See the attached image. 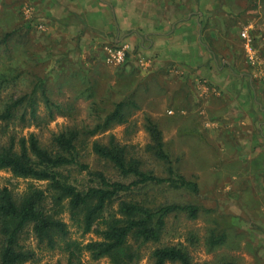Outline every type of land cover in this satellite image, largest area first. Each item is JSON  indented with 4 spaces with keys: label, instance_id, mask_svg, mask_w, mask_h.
Listing matches in <instances>:
<instances>
[{
    "label": "rangeland",
    "instance_id": "rangeland-1",
    "mask_svg": "<svg viewBox=\"0 0 264 264\" xmlns=\"http://www.w3.org/2000/svg\"><path fill=\"white\" fill-rule=\"evenodd\" d=\"M68 1L0 0V108L26 96L17 108L25 120H14L9 132L34 134L47 145L52 134L69 127L101 125L122 103L123 122L109 124L79 147L90 169L117 179L91 152L92 143L113 139L144 170L166 176L164 162L149 148L152 124L175 171L198 185L196 194L171 188L150 193L157 203H194L200 211L194 219L170 215L161 243L145 246L137 264H150V252L161 245L181 246L196 264H264V234L251 217L257 195L264 197V155L249 162L243 151L244 140L261 133L260 125L253 130L243 122L250 117L245 107L233 106L231 90L193 76L205 53L215 61L206 68L250 75L257 85L249 116L264 122V0ZM170 36L173 41H166ZM119 51L120 62L114 56ZM32 185L45 188L44 182L0 170V187L22 194ZM62 218L71 240L83 245L98 238L82 235L67 212ZM27 236L35 259L25 264H66L63 243L48 249ZM75 264L109 259L93 261L83 252Z\"/></svg>",
    "mask_w": 264,
    "mask_h": 264
},
{
    "label": "trees",
    "instance_id": "trees-1",
    "mask_svg": "<svg viewBox=\"0 0 264 264\" xmlns=\"http://www.w3.org/2000/svg\"><path fill=\"white\" fill-rule=\"evenodd\" d=\"M24 99L26 96L0 108V170L44 182L45 188L32 185L17 194L0 187V264H25L35 259V252L25 244L28 234L48 249L63 243L66 264L78 262L83 252L93 261L108 258L109 264H137L145 246L161 243L170 215L198 216L200 208L194 203H157L150 195L160 188L198 193L194 180L175 171L172 159L163 150L161 134L152 124L148 125L149 148L164 162L166 176L144 170L141 161L113 139L107 144L92 143L91 152L112 167L116 180L103 171L91 170L84 162L79 147L109 124L123 122L122 103L105 116L101 125L82 130L69 127L52 134L43 145L34 134L25 137L9 132L14 120H25V112L19 117L17 113ZM29 107L34 115L35 109ZM66 212L82 235L95 233L98 238L83 245L71 240L62 218ZM150 259V264H196L178 245L155 246Z\"/></svg>",
    "mask_w": 264,
    "mask_h": 264
},
{
    "label": "crops",
    "instance_id": "crops-1",
    "mask_svg": "<svg viewBox=\"0 0 264 264\" xmlns=\"http://www.w3.org/2000/svg\"><path fill=\"white\" fill-rule=\"evenodd\" d=\"M68 2H70V0ZM155 23L158 24L157 28L160 29V32L164 30L165 25L162 24V22L155 20ZM109 25L111 26V23ZM141 26L143 28L142 33L144 35L147 34L148 31L146 30V28H144L145 27L144 22L141 23ZM179 27L180 26H176L174 28L172 36H175V37L177 36L178 30L180 29ZM186 28L187 27H184L183 29H186ZM121 30L122 28H119V31ZM172 36H170V38H168L166 41H173ZM153 42H154V50H156L155 47H156L157 41L153 39ZM198 58H200L199 61L201 63L198 66L199 68H197V70L193 73V76L196 78L202 79L205 83L213 85L219 90H224V91L231 90L232 95H227V96L229 98H232L230 100H232L233 106L245 107L244 109L245 111L243 113H246L248 117H250V118H247V116H244V119L246 120L243 122H246L248 124L251 123L250 126L252 127L253 130L259 123L261 133H256L255 136L252 135L251 138L245 139L244 140L245 146L243 150L244 153L248 155L249 162H253L254 159L259 162L260 158L264 155V122L263 123L257 122L258 118L256 115L249 116V113L253 106L251 92L255 89L257 84L253 82V79L251 78V76L250 75L248 76L246 73L236 74L234 72L235 71L234 68L233 70H231L230 68L223 69V70L209 69V67L206 68L208 64L215 65L213 56L209 55L208 53H205L199 56ZM244 96L248 98L247 100L245 99V101L242 100ZM250 119H251V122L248 121ZM263 198L264 197L259 196V194L257 195L255 211L251 214L252 215L251 217L254 220L252 221L254 223L255 229L261 234H264V202L262 200Z\"/></svg>",
    "mask_w": 264,
    "mask_h": 264
},
{
    "label": "built area",
    "instance_id": "built-area-1",
    "mask_svg": "<svg viewBox=\"0 0 264 264\" xmlns=\"http://www.w3.org/2000/svg\"><path fill=\"white\" fill-rule=\"evenodd\" d=\"M115 58L117 59V61H121V60H123V53L122 52H117L115 55Z\"/></svg>",
    "mask_w": 264,
    "mask_h": 264
}]
</instances>
